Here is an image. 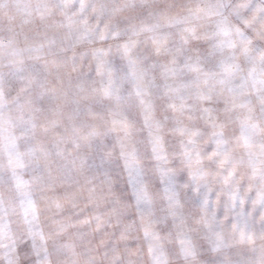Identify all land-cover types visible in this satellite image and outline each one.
<instances>
[{"label": "snow or ice", "instance_id": "obj_1", "mask_svg": "<svg viewBox=\"0 0 264 264\" xmlns=\"http://www.w3.org/2000/svg\"><path fill=\"white\" fill-rule=\"evenodd\" d=\"M6 9L0 264H126L161 223L191 236L194 264L264 239V0ZM161 184L171 223L140 207Z\"/></svg>", "mask_w": 264, "mask_h": 264}, {"label": "clouds", "instance_id": "obj_2", "mask_svg": "<svg viewBox=\"0 0 264 264\" xmlns=\"http://www.w3.org/2000/svg\"><path fill=\"white\" fill-rule=\"evenodd\" d=\"M154 2L164 4L168 0H154ZM10 14L11 9H6L4 14H0V26L7 24V16ZM122 139L126 140L127 137H122ZM145 148V144L137 142L138 151H143ZM136 166L135 161L130 162V167ZM169 166L172 165L170 164ZM152 175L156 183L159 184L162 178L155 171H152ZM163 187L164 185L161 184L160 188L155 191L147 188L148 198L142 199L140 207L150 211L153 215L160 213L171 223L172 218L168 215L169 201L165 198L166 194L162 191ZM135 207L134 202L133 214L135 213ZM161 227H163V223L156 229L159 232L160 238L148 242H144L141 239L140 243L143 244L144 251L137 253L136 256L128 257L126 264H194L192 252L195 248V241L191 239V236L183 227L178 222H176L170 231H160ZM129 243L132 245L137 243V241L133 238ZM148 248L151 249L150 252L147 250ZM169 249L174 250L173 254H169ZM260 257H264V239L257 238L253 245L246 246L242 253L233 257L232 264H239L241 259L251 261L252 264H257V260Z\"/></svg>", "mask_w": 264, "mask_h": 264}]
</instances>
